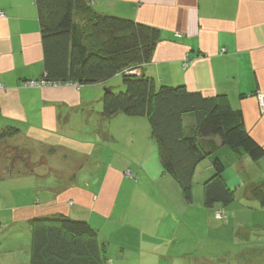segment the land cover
<instances>
[{
	"label": "crops",
	"instance_id": "obj_1",
	"mask_svg": "<svg viewBox=\"0 0 264 264\" xmlns=\"http://www.w3.org/2000/svg\"><path fill=\"white\" fill-rule=\"evenodd\" d=\"M85 1L98 15L157 29L153 58L137 74L156 87L225 96L264 150V112L256 97L264 93V0ZM0 13V135L15 129L11 138L41 148L40 164L19 177L44 181L35 192L43 200L24 203L7 216L0 207V264H29L27 222L53 216L87 222L109 245L108 264H264V208L251 195L264 183V158L253 162L213 139L216 152L197 166L193 181L203 184L218 157L235 199L226 207L206 208L197 188L186 203L163 172L148 120L101 116L108 83L94 85L99 89L93 93L87 88L92 86H22L45 74L35 0H0ZM119 140L129 141L136 156L128 152L114 163L112 144ZM56 155L63 170L53 161ZM9 165L0 164V179ZM219 211L223 217L217 219Z\"/></svg>",
	"mask_w": 264,
	"mask_h": 264
},
{
	"label": "trees",
	"instance_id": "obj_2",
	"mask_svg": "<svg viewBox=\"0 0 264 264\" xmlns=\"http://www.w3.org/2000/svg\"><path fill=\"white\" fill-rule=\"evenodd\" d=\"M35 5L45 81L84 87L121 76L124 90L118 94L112 88L104 90L101 116L107 120L117 115L148 120L163 172L178 184L186 203L192 202L197 166L216 152L213 139L253 162L264 158V150L244 129L241 112L232 110L225 96L205 98L190 93L185 86L156 87L152 79L137 74L153 58L160 41L157 29L98 15L85 0H35ZM17 134L18 130H7L0 135V142L4 144ZM18 153L23 156L15 162L26 167L25 173L16 171L8 161L1 179L33 173L29 155ZM211 169L202 185L204 205L229 206L235 191L225 182V165L215 157ZM251 195L264 208V183L254 187ZM27 225L29 264H108L109 245L100 242L97 231L85 221L53 216L31 219ZM2 230L0 224V237Z\"/></svg>",
	"mask_w": 264,
	"mask_h": 264
},
{
	"label": "rangeland",
	"instance_id": "obj_3",
	"mask_svg": "<svg viewBox=\"0 0 264 264\" xmlns=\"http://www.w3.org/2000/svg\"><path fill=\"white\" fill-rule=\"evenodd\" d=\"M122 77L121 76H116L112 80L108 81V87H112V90L114 93L118 94L124 90L123 85H122ZM92 90L91 92L93 93V89H99L98 87H87ZM96 103V102H95ZM95 110L97 109V104H94ZM260 108V106H259ZM261 110V109H260ZM186 123H188V119H185ZM10 141L5 140L3 144V140L1 141L2 144L0 145V164L3 168L5 164H10L11 161L13 162L14 168L19 169L21 173H25L26 167H24L18 160L15 159L18 157V159H21V153H18V151L25 152L24 155H29V164L33 165V163H39L41 160L40 154L41 148L33 145L32 148L30 146H27L26 143L27 141L23 138L20 139H15L11 138L8 139ZM120 141V140H119ZM31 142V141H30ZM29 144V143H28ZM113 148L115 155L113 157L114 163H118L121 160L122 155H125L128 152H131V156L133 155L134 157L136 156L135 152L136 149L130 145V142L125 140L122 142V140L118 143H113ZM16 148V149H15ZM27 150H30V152H26ZM17 151V152H15ZM105 152V150H103ZM133 153V154H132ZM57 156V155H56ZM55 158V157H54ZM61 156H57L55 160H53L56 165H59L61 167L60 170H63V167H65V164L63 161H61ZM92 163V161H90ZM93 166L97 167V163L93 161ZM31 168V167H30ZM40 170V169H39ZM18 171V170H16ZM128 171V170H127ZM67 172V171H65ZM98 176V175H97ZM30 180H35L37 184H32L29 183ZM197 181V180H196ZM196 181H193V190H196L198 188V191L200 192V195H203V187H202V181L196 183ZM34 182V181H31ZM196 183V184H195ZM44 181L41 178H36V177H17V178H3L0 179V207H2V216H7V215H12V211L15 210L16 208H21L20 206H23L22 204L29 203L32 204V201L34 199L38 200H43L41 198V195L39 196L35 192H37L39 189L43 187ZM37 196H35V195ZM18 205H16L15 204ZM14 203V204H13ZM218 212L215 214L217 219H220L217 217ZM11 220V218H10ZM9 221V219L7 220Z\"/></svg>",
	"mask_w": 264,
	"mask_h": 264
},
{
	"label": "built area",
	"instance_id": "obj_4",
	"mask_svg": "<svg viewBox=\"0 0 264 264\" xmlns=\"http://www.w3.org/2000/svg\"><path fill=\"white\" fill-rule=\"evenodd\" d=\"M4 15L3 13H0V18H3ZM188 64H186L185 66H187ZM68 84L62 85V84H58V83H53V82H47L45 81V79H40V80H35V81H26L22 83V86L24 88H60L63 86H67ZM3 87L0 85V89H2ZM257 100L259 102V106L261 109V112H264V93H259L257 96ZM126 176L127 177H131V172L128 170L126 171ZM222 216V214L220 212H218L217 217L220 218Z\"/></svg>",
	"mask_w": 264,
	"mask_h": 264
}]
</instances>
